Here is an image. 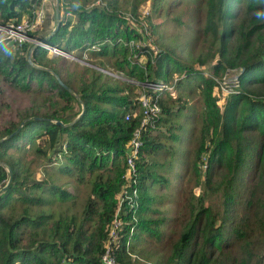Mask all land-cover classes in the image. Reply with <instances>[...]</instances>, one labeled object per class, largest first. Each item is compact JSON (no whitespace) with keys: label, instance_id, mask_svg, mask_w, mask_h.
<instances>
[{"label":"trees","instance_id":"16d2710c","mask_svg":"<svg viewBox=\"0 0 264 264\" xmlns=\"http://www.w3.org/2000/svg\"><path fill=\"white\" fill-rule=\"evenodd\" d=\"M93 1L59 0L63 15L45 43L79 58L88 53L105 69L114 68L142 81L167 82L174 88L173 92L168 88L150 91L158 94L162 111L157 128L143 133L134 159L136 186L142 195L139 206L126 207V200L117 204L127 143L139 123L138 116L125 118L139 103L132 90L93 66L62 54L49 56V48L36 46L31 52L33 62L53 69L75 90L78 100L53 73L29 63L31 40L17 44L1 39L0 114L5 109L6 115L0 138L24 121L16 133L0 140V161L11 168V179L0 191V264H107L103 260L107 249L112 264H137L132 254L149 239L158 240L163 226V218L143 219L144 212L152 210L150 192L155 183H166L165 176L173 171L172 166L180 168L178 163L188 167L185 181L194 176L204 183L203 194L214 188L220 191L223 214L218 216L211 205L204 204L202 194L185 199L190 217L172 219L181 220V230L165 263L264 264V0H151V10L158 15L166 3L188 5L195 16L203 14L196 21L201 55L194 57V67L178 58L182 44L156 52L138 44L134 46L137 57L128 58L130 40H140L145 29L129 25L127 15H135L145 0H104L102 5L90 6ZM40 3L0 0V25L20 23L25 16L34 22V9ZM45 27L29 31V38L44 36ZM190 31L195 39L196 33ZM208 61L215 72L236 69L239 86L221 105L212 95L215 81L203 70ZM174 73L179 75L175 84L170 79ZM4 84L25 105L13 107ZM186 85L194 91L200 87L199 94L205 91L201 107L184 106L176 90ZM81 102L84 112L74 122L67 126L55 122L73 120ZM177 104L180 107L173 112ZM203 108L195 140V123ZM185 111L193 127L180 120ZM172 129L175 134H189L190 151L184 155L175 147L183 143L182 136L171 134ZM52 155L64 160L37 178L31 164L48 162ZM162 157L171 158V165L162 166ZM8 178L6 166L0 164V187ZM179 182L182 188L183 181ZM80 186L86 188L82 202ZM133 209L139 222L133 221ZM115 216L121 223L111 237Z\"/></svg>","mask_w":264,"mask_h":264},{"label":"rangeland","instance_id":"374dc122","mask_svg":"<svg viewBox=\"0 0 264 264\" xmlns=\"http://www.w3.org/2000/svg\"><path fill=\"white\" fill-rule=\"evenodd\" d=\"M104 3V0H95L91 2L89 5H102ZM56 5V0H41V3L34 9V20L35 24L32 27L30 31H33L37 28L39 25H44L46 26L45 28L47 29V33H49L55 26V17H54V9ZM193 8H189L188 5H182V4H169L166 3L164 6L163 12L161 15H158V12L156 10L152 11L151 10V0H145L143 3L140 5L138 12L133 14L128 13V23L129 25H141L145 29V34L142 36V38L139 39H133L130 40L129 42V59H134L137 57V54L134 53V46L138 44H147L152 48L153 52H156L158 50H162L165 48V46H169V50H173L176 48L177 44H182L183 49L181 51H178L177 49V55L178 58H180V61L184 64H192L193 67L197 65L195 63L194 57H196L198 54L201 55V49L198 47L197 43L198 40L201 36V31L199 30V25L196 23L197 19L202 16L203 14L201 13L200 15L198 14L197 16L194 15ZM168 11V12H167ZM63 11L60 8L59 9V24L60 20L62 18ZM36 16L37 18L40 16V21L36 22ZM24 19H28V17H23L22 21ZM72 21L75 22V17L71 15ZM136 19V20H135ZM175 22V25L173 24ZM177 22V24H176ZM155 23H160L158 27L153 28L151 25ZM37 25V26H36ZM36 26V27H35ZM165 26L168 27V31L165 30ZM48 27V28H47ZM190 28L194 33H196L195 39H193V33H191ZM46 33V34H47ZM45 34V35H46ZM2 32H0V39L2 37ZM33 41V38H28L26 41ZM203 50V49H202ZM57 52H53L51 49H49L48 55H55V54H62L64 56H67L69 59H74L80 64L84 65H89L93 66L96 69L100 70L101 73H103L105 76L109 77L110 79L117 81L119 83H123L124 85H127L133 92L132 97L134 99L139 100V103L137 104V108L134 109L133 111H129L126 114H130L132 117H136L138 120L140 119V116L143 111V107L140 104V99L142 95L146 91L145 84H143L146 81H142L139 78L136 77H129L126 75L124 72L115 70L114 68L112 69H105L101 67L98 64H95L96 62L94 58L88 57V53L83 54L81 58L69 55L66 52L60 50L59 48L56 47ZM94 62V63H92ZM144 62V58L140 57V63ZM212 62L206 63L205 66H203V70H206L205 72L209 77H211L215 83L213 86V91L212 95L216 97L218 100V104L221 105L223 102L224 97L226 96L227 91H225V88H227L228 80L233 77V75L236 72L235 68H225L222 71H213L209 67H211ZM212 68V67H211ZM179 75L178 73L172 74L171 83L175 82L177 83ZM3 89L7 91L9 95V102L12 104L13 107L16 106H23L25 105V102L22 101L19 98V95L10 91V89L7 87V85H3ZM174 89V88H173ZM173 89L171 92H173ZM177 89V88H176ZM197 91H194L192 89H189V85L184 86L181 89L176 90V94L181 95V100L184 101L182 102L184 106L188 109H195L199 108L203 105L202 102V97L204 96V92L199 94L200 92V87L196 88ZM125 92H128V90H125ZM148 107H151L149 105ZM161 107V106H160ZM160 107H154L152 106L153 112H151V121L153 119H156L155 126L154 128H151L150 130H155L157 128V119L160 118L161 115V108ZM180 106L174 105L172 108L173 112L178 111ZM79 106L75 104V109L78 110ZM82 108V107H81ZM186 109V110H187ZM203 110L200 112V115L198 117L196 124V129H195V140L198 138L200 135V132H198L199 127L201 126L202 118H203ZM81 111V110H80ZM6 115V110L4 109L3 112L0 114V125L2 124V121ZM190 113H187L186 111L183 113L182 117L180 120L184 122V125H191L192 122L189 120ZM138 123V122H137ZM20 124V123H19ZM139 124V123H138ZM137 124V125H138ZM166 126H162L163 131H166L165 129ZM193 127V124H192ZM171 134L174 135H181L182 136V144H176V150L184 155V153H187L190 151V148L187 144V141H189V134L183 135V134H175V130L172 129ZM209 140H206V143H208ZM192 150V148H191ZM51 156V155H50ZM54 156L52 155V159L49 160L48 162L44 160L39 162L37 164H31V171L34 172V175L37 178H42L44 177V173L46 172L45 169L47 170H54L57 166L58 161L64 160L61 155H58L57 158H53ZM55 160V161H53ZM162 164V166H170L172 159L167 158V157H162L159 160ZM178 166L180 168L173 167V171L169 174H167L166 177V183L158 185L155 183L153 186V190L150 192V195H152L153 200L151 203V211L144 212L143 219H161L163 218V226L161 228V232L159 234V239L156 240L154 238L149 239L148 241L151 242H145L141 244V247H138V253L137 254H132V262L137 263V264H166V259L168 255L170 254L171 251V245L172 243L178 238L179 232L181 230V220L177 221H172V219H176L178 216L183 217V215L186 216V219L190 217L189 215V205L185 202V199H189L192 197H198L199 195H203L204 199V204L211 205L212 209L218 216L223 214V208L222 205H220V200L218 195H220V191L216 188L213 190L209 191H204V194L202 192L203 190V184L201 181L197 182L196 179H194V176H191L187 181L185 179L184 175H186V170H188V167H184V164L178 163ZM127 163L126 167H124V173L122 175L123 178V183L121 186V189L119 192H117V204L122 201V190L125 189L128 185V180L126 179V173H127ZM203 169V168H201ZM179 173V174H178ZM137 174V173H136ZM180 176L181 178H179ZM185 177V178H184ZM179 180L183 181V185L181 188V184ZM62 184L68 185L67 187L71 190L74 189L72 184H69L68 181H63ZM181 188V189H180ZM184 188L183 193L181 195V190ZM86 193V188L84 186H80L79 190V201L82 202L83 196H85ZM181 196V203L182 207L179 208V200ZM142 195L141 193L139 194V191H137L136 194V204L139 206V202L141 199ZM196 201V199H195ZM130 204L127 203L126 207H129ZM136 206V207H137ZM195 210V207H194ZM126 211V210H125ZM135 209L132 211V215H134L133 221L139 222V216L135 218ZM183 211H185V214H183ZM125 213V212H124ZM225 214V212H224ZM119 217V214H116ZM217 217V215H216ZM121 222V220H120ZM156 229V228H155ZM109 230V229H108ZM168 232V233H167ZM166 240V241H164ZM164 241V242H163ZM264 263V261H263Z\"/></svg>","mask_w":264,"mask_h":264},{"label":"built area","instance_id":"2783aa9c","mask_svg":"<svg viewBox=\"0 0 264 264\" xmlns=\"http://www.w3.org/2000/svg\"><path fill=\"white\" fill-rule=\"evenodd\" d=\"M40 21V16L37 18L36 16V22ZM35 24V20L31 19H24L20 23H10L5 25H0V32H2L1 39L7 38L8 40L21 44L26 39L29 38L28 32L32 29V27ZM0 39V40H1ZM45 47L51 49L53 52L56 51L55 46H49L45 44ZM143 84H145V93L142 95L140 99V104L143 107L142 114L139 119V124L134 128L132 131V136L129 139L127 143V150H126V163H127V173H126V179L128 180V185L125 187L124 190H122V200H126L127 203L130 204L131 207H133L136 204V194H137V168L134 163V159L138 155V150L142 145V136L143 133L149 131L151 128H154L156 119H153L151 121V112H153L154 109H152V106L154 107H160L157 103L158 94H150V91L152 92H163L165 88H168V90H172L173 86L172 84H168L167 82H155V81H146ZM227 88H225V91H227L226 95H228L229 92L232 91L234 87L239 86V80L237 78L236 73L228 80V84L226 85ZM151 105V107H148ZM161 108V107H160ZM126 119L130 118V114L125 115ZM122 202V201H121ZM120 202V203H121ZM120 219L115 216V218L112 221L111 229H110V236L115 237L116 231L118 227L120 226ZM131 232H133V228H131ZM103 260L107 264H112L113 258L109 256L108 249L103 255Z\"/></svg>","mask_w":264,"mask_h":264},{"label":"water","instance_id":"95a60500","mask_svg":"<svg viewBox=\"0 0 264 264\" xmlns=\"http://www.w3.org/2000/svg\"><path fill=\"white\" fill-rule=\"evenodd\" d=\"M54 17H55V26H54V28H53L49 33H47L46 35L42 36L41 38L32 41V45H31V47H30V49H29V51H28V53H27V59H28V61H29L30 64H32V65H34V66H36V67H39V68L47 69L48 71H50L51 73H53V75L57 78L58 82H59L62 86H64V87H65L70 93L74 94L75 97H76L78 100H80L79 95L75 92V90H74L72 87H70L69 85L65 84V83L63 82V80L58 76V74L55 73V71H54L53 69L48 68V67H44V66H41V65H38V64L34 63L33 60H32V57H31V52H32V50H33L36 46H39V45H41V46H45V44H46V43H45L46 39H47L52 33H54V32L58 29V27H59V0H56V5H55V9H54ZM81 107H82V108H81V111H80V112L74 117L73 120H71V121H69V122H66V123H64V122L61 121V120H55V122H56L57 124H60V125H63V126H67V125L71 124V123L74 122L77 118H79V117L82 115V113L84 112V108H85V106H84V104H83L82 102H81ZM30 118H36V119H39V118H42V117H41V116H31ZM23 121H24V119L20 122L19 126H18L14 131H12L11 133H8L7 135L1 137L0 140L3 139V138L9 137V136H11L12 134L16 133V132L18 131V129L21 127ZM0 164L5 165L6 168H7V170H8V172H9V178H8L6 184L0 187V191H1V190H3V189L7 186V184L9 183V181H10V179H11V168H10V166H9L6 162L0 161Z\"/></svg>","mask_w":264,"mask_h":264}]
</instances>
